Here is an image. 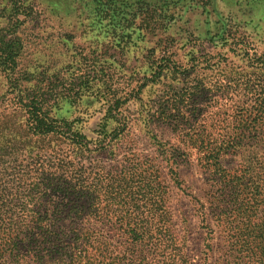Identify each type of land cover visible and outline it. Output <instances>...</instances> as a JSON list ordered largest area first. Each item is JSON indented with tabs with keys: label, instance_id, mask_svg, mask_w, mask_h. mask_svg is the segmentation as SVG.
I'll return each instance as SVG.
<instances>
[{
	"label": "rangeland",
	"instance_id": "rangeland-1",
	"mask_svg": "<svg viewBox=\"0 0 264 264\" xmlns=\"http://www.w3.org/2000/svg\"><path fill=\"white\" fill-rule=\"evenodd\" d=\"M0 38L19 51L0 113L35 90L94 137L124 101L116 155L154 158L190 264H255L236 242L264 231V0H0Z\"/></svg>",
	"mask_w": 264,
	"mask_h": 264
},
{
	"label": "trees",
	"instance_id": "trees-1",
	"mask_svg": "<svg viewBox=\"0 0 264 264\" xmlns=\"http://www.w3.org/2000/svg\"><path fill=\"white\" fill-rule=\"evenodd\" d=\"M17 44L0 38V65L11 71ZM18 100L0 113V264H190L154 158L130 149L116 155L133 121L119 109L124 101L110 107L114 126L98 125L89 137L81 125L51 117L45 95L32 90ZM160 159L166 166L172 157ZM210 160L223 172L216 156ZM166 175L181 190L178 172ZM236 244L247 248L243 259L264 264V231Z\"/></svg>",
	"mask_w": 264,
	"mask_h": 264
}]
</instances>
